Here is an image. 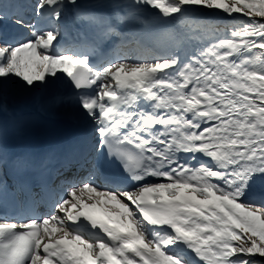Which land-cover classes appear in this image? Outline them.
Here are the masks:
<instances>
[{
	"label": "snow or ice",
	"instance_id": "obj_1",
	"mask_svg": "<svg viewBox=\"0 0 264 264\" xmlns=\"http://www.w3.org/2000/svg\"><path fill=\"white\" fill-rule=\"evenodd\" d=\"M62 76L91 135L9 156L0 127V207L11 166L30 213L0 216V264H264V0H0V102Z\"/></svg>",
	"mask_w": 264,
	"mask_h": 264
},
{
	"label": "bare ground",
	"instance_id": "obj_2",
	"mask_svg": "<svg viewBox=\"0 0 264 264\" xmlns=\"http://www.w3.org/2000/svg\"><path fill=\"white\" fill-rule=\"evenodd\" d=\"M14 5H20L25 3V0H13ZM83 4H94L95 0H81ZM15 7V6H13ZM12 7V8H13ZM16 8L13 10L15 11ZM73 17H69L63 22V28L68 30V25H73ZM13 27L8 26V29ZM6 31V28L3 29ZM63 79L57 80L51 83L47 89H33L28 90L20 86V81L18 78H14V82L8 85L7 91L2 100V108H0V113L2 114V119L7 120V118L15 117L16 114H22L23 112L29 110L41 111L47 117H54L56 119L65 120L67 122L78 120L86 115L80 110L73 102L72 97H63L65 103L58 107H50L48 104V99L52 95L61 96L58 87L61 86ZM0 117V118H1ZM57 183H59L57 181Z\"/></svg>",
	"mask_w": 264,
	"mask_h": 264
},
{
	"label": "rangeland",
	"instance_id": "obj_3",
	"mask_svg": "<svg viewBox=\"0 0 264 264\" xmlns=\"http://www.w3.org/2000/svg\"><path fill=\"white\" fill-rule=\"evenodd\" d=\"M214 22L220 25H225V24H231L233 22H238V21H233L231 18L226 17V16H219L215 18Z\"/></svg>",
	"mask_w": 264,
	"mask_h": 264
}]
</instances>
